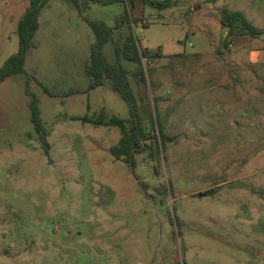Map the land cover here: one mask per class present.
<instances>
[{
    "label": "rangeland",
    "instance_id": "obj_1",
    "mask_svg": "<svg viewBox=\"0 0 264 264\" xmlns=\"http://www.w3.org/2000/svg\"><path fill=\"white\" fill-rule=\"evenodd\" d=\"M87 1L50 0L25 72L0 82V264H264V0ZM29 5L0 0V67L20 50ZM125 7L140 19L131 27L138 47L152 53L143 102L129 75L141 116L154 96L172 137L154 156L134 153L135 175L109 153L116 127L71 119L129 117L119 93L107 83L88 90L85 73L94 41L86 21L113 26ZM223 8L260 33L227 37ZM102 51L115 61L112 42ZM26 89L38 99L47 156Z\"/></svg>",
    "mask_w": 264,
    "mask_h": 264
},
{
    "label": "trees",
    "instance_id": "obj_2",
    "mask_svg": "<svg viewBox=\"0 0 264 264\" xmlns=\"http://www.w3.org/2000/svg\"><path fill=\"white\" fill-rule=\"evenodd\" d=\"M50 0H30V5L23 16L19 19L17 34L19 38L20 50L17 54L9 56L0 67V82L5 78L24 73V53L25 50L33 46V37L39 27L38 17L40 11L48 5ZM76 8L80 0H66ZM88 2L87 0H82ZM126 4L132 5L136 0H122ZM146 2V0H141ZM158 8L169 6V0L153 1ZM140 21L133 17L127 7L122 14L115 18L114 25L109 26L103 20L88 19L86 22L94 34V41L90 45V57L85 66V73L89 78L88 90L98 86H108L119 93L121 98L129 107V117L121 118L115 114L108 115L104 110L96 114L72 115V120H80L94 126L116 127L119 130L120 137L117 143L109 147L110 155L129 165L131 172L135 175L134 153L144 151L149 148V155L154 156L166 149L167 142L172 139L171 136L162 132L161 122L157 116L156 98L153 96L154 111H148L145 119L141 116L138 104V98L132 88L129 75L134 77L138 86V97L142 102L148 97L149 82L147 79V70H150L149 57L152 53L146 48L138 47L136 38L131 30L132 25ZM219 23L226 29L227 37H237L247 34L256 37L260 30L254 26L243 14L242 11L223 8L219 12ZM125 24L128 31L118 35V40L113 38L115 29H119ZM107 42L113 43L115 61L108 62L103 54L102 48ZM227 46L228 40L224 41ZM143 59H148L145 65ZM123 61L131 63L134 68L129 69ZM43 90L50 94L46 87ZM27 94L31 96L30 111L31 121L42 145L43 153L47 156L49 152V143L46 138V130L43 126L40 111L38 108V99L26 89ZM144 188V185H142Z\"/></svg>",
    "mask_w": 264,
    "mask_h": 264
}]
</instances>
